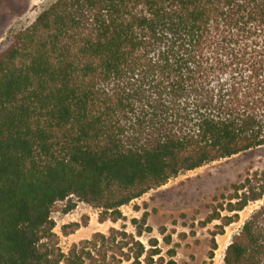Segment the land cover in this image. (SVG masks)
I'll list each match as a JSON object with an SVG mask.
<instances>
[{
    "label": "trees",
    "instance_id": "1",
    "mask_svg": "<svg viewBox=\"0 0 264 264\" xmlns=\"http://www.w3.org/2000/svg\"><path fill=\"white\" fill-rule=\"evenodd\" d=\"M260 146L264 0H52L0 47V264H85L78 244L68 255L57 245V201L70 210L76 196L117 221L172 176ZM221 196L229 214L213 206L202 222L222 220L214 235L264 197V167ZM144 230L84 243L163 264ZM224 262L264 264V201Z\"/></svg>",
    "mask_w": 264,
    "mask_h": 264
},
{
    "label": "rangeland",
    "instance_id": "2",
    "mask_svg": "<svg viewBox=\"0 0 264 264\" xmlns=\"http://www.w3.org/2000/svg\"><path fill=\"white\" fill-rule=\"evenodd\" d=\"M52 0H0V47L8 33L13 29L26 27L32 23L42 8ZM264 167V146L241 151L232 156L220 158L194 169L184 170L172 176L165 184L153 187L142 196L133 199L121 207L125 218L117 221L100 220L101 209L90 203L71 196L76 203L73 209L66 210L68 200L57 201L53 207L52 217L56 221L54 231L57 234L58 246L68 255L74 244L85 264H133L134 259H127L115 243L100 241L95 247L84 243L94 238L96 232L110 234L115 227L128 233L136 234L140 225L145 230L137 239L146 248H151V238L158 239L160 253L154 255L155 262L167 264L175 260L177 264H225L224 254L244 222L260 207L264 201H250L239 211V218L224 226L223 233L215 231L222 223L221 219L202 224L213 211V206L224 202L222 194L229 193V186L237 182L248 169ZM216 197H220L216 200ZM227 202H224V206ZM220 210V206H218ZM148 213L147 222L142 218ZM222 216L229 214L220 210ZM134 219L137 221L135 222ZM79 224V229L74 223ZM151 227V231L146 229ZM122 237L118 236L117 241ZM215 238L217 248L212 249ZM122 240V239H121ZM84 244V252L80 251ZM213 250V256L210 252ZM128 252V247L124 248ZM174 251L173 255L172 252ZM90 253V254H88ZM146 253L140 259L147 264ZM62 264H65L62 262Z\"/></svg>",
    "mask_w": 264,
    "mask_h": 264
},
{
    "label": "crops",
    "instance_id": "3",
    "mask_svg": "<svg viewBox=\"0 0 264 264\" xmlns=\"http://www.w3.org/2000/svg\"><path fill=\"white\" fill-rule=\"evenodd\" d=\"M77 223V222H76ZM78 229H79V227H78Z\"/></svg>",
    "mask_w": 264,
    "mask_h": 264
}]
</instances>
